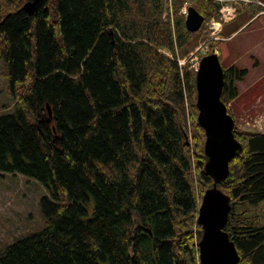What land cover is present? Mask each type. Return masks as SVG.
<instances>
[{
    "label": "trees",
    "instance_id": "obj_1",
    "mask_svg": "<svg viewBox=\"0 0 264 264\" xmlns=\"http://www.w3.org/2000/svg\"><path fill=\"white\" fill-rule=\"evenodd\" d=\"M25 1L0 0V76L12 100L0 115V172L47 194L43 227L2 243L0 264H199L197 215L212 179L195 72L159 48L185 52L197 35L178 15L184 1L204 16L202 33L218 6L173 0L172 29L164 0H38L31 15ZM223 69L227 105L247 70ZM235 123L241 148L217 185L230 197L225 230L237 264H264L254 213L264 201V133Z\"/></svg>",
    "mask_w": 264,
    "mask_h": 264
},
{
    "label": "rangeland",
    "instance_id": "obj_2",
    "mask_svg": "<svg viewBox=\"0 0 264 264\" xmlns=\"http://www.w3.org/2000/svg\"><path fill=\"white\" fill-rule=\"evenodd\" d=\"M211 1L219 7L214 0ZM259 1L264 2V0ZM234 4L238 9L236 18L223 24L222 38L209 42L206 53L202 48L198 50L196 48L207 39L208 23L212 18H218V9V15L210 17L206 22L203 33L201 30L197 31L193 41L187 44V51L176 49L173 55L167 48L162 47L159 50L176 62L177 58L186 59L182 67L177 62L180 72L186 65L188 69L193 71L194 67H190L189 62L195 61L196 58L200 59L201 56L212 52L214 49L217 51L220 63L224 68L234 66L237 69H246V74H241L239 79H233L237 91H241V97L237 101L235 98L227 103L228 111L233 114L237 129L264 133V14L258 18L255 17L256 19L252 24L232 35L242 22L250 19L261 7L256 6V9L253 4L247 7L240 2H234ZM164 12L165 5L162 18L168 21ZM2 69L3 63L0 60V71ZM245 86L246 88L251 86L249 91L243 90ZM253 100L254 102L251 103ZM184 108L186 125L190 133V100L187 93L184 95ZM11 109L12 100L9 96L8 82L5 77L0 76V115L8 113ZM45 194L47 192L44 187L34 179L20 174L0 172V245L7 242L9 237H19L43 227L40 200ZM254 213H257L261 222L264 223V201L254 207ZM192 230L194 233L196 232L194 227Z\"/></svg>",
    "mask_w": 264,
    "mask_h": 264
},
{
    "label": "water",
    "instance_id": "obj_3",
    "mask_svg": "<svg viewBox=\"0 0 264 264\" xmlns=\"http://www.w3.org/2000/svg\"><path fill=\"white\" fill-rule=\"evenodd\" d=\"M37 4L38 0H28L22 8L31 15ZM203 20L204 16L195 7H188L184 18L186 30L198 31ZM223 85L224 69L218 55H203L195 72V105L197 121L205 135L203 170L211 177L212 186L204 191L197 215L201 228L197 242L199 264H237L239 260L235 244L225 230L230 197L217 186L227 177L229 160L241 148L233 133L234 119L221 100Z\"/></svg>",
    "mask_w": 264,
    "mask_h": 264
},
{
    "label": "built area",
    "instance_id": "obj_4",
    "mask_svg": "<svg viewBox=\"0 0 264 264\" xmlns=\"http://www.w3.org/2000/svg\"><path fill=\"white\" fill-rule=\"evenodd\" d=\"M218 5V18H212L207 27L208 31V37L207 39L201 43L196 50L198 49H203L204 53L208 51L209 48V42L211 41H217L221 39V30L223 27V24L231 21L234 19V17L237 14V7L235 6L234 2H240L241 4H250V3H255L259 4L264 8V4L261 3L258 0H214ZM164 5H165V12L164 15L166 16L165 18L169 21L171 24L172 29L174 28V16H173V0H164ZM264 12L261 11L260 13ZM179 15L186 16L188 13V4L185 1L183 5L180 7L178 11ZM213 52L217 51L214 49ZM177 62L180 67L185 64L186 59H180L177 58ZM190 67H194L193 71H196L198 69V64H199V58H196L195 61H190L189 62Z\"/></svg>",
    "mask_w": 264,
    "mask_h": 264
},
{
    "label": "crops",
    "instance_id": "obj_5",
    "mask_svg": "<svg viewBox=\"0 0 264 264\" xmlns=\"http://www.w3.org/2000/svg\"><path fill=\"white\" fill-rule=\"evenodd\" d=\"M264 3V2H263ZM247 7H249V6H247ZM264 14V13H263ZM260 15H262V14H258V12L256 13V14H254L250 19H248L247 21H245V22H242V24H240L237 28H236V30H234L233 31V34L232 35H234V34H237V32H240L241 30H243V29H245L247 26H249L250 24H252L254 21H255V19L256 18H258V16H260ZM256 17V18H255ZM231 35V36H232ZM251 88V86L250 87H247L246 88V86L243 88V90L244 91H249V89ZM242 90V91H243ZM254 95V94H253ZM241 97V91L240 92H238V94H237V96L235 97L236 99V101H237V99L238 98H240ZM254 102V100L253 101H251V103H253ZM250 103V104H251ZM247 104V103H246ZM254 117V116H253Z\"/></svg>",
    "mask_w": 264,
    "mask_h": 264
}]
</instances>
